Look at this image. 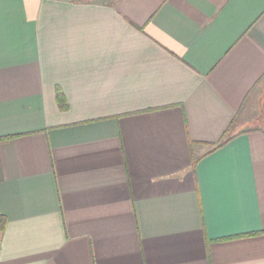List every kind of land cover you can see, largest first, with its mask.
<instances>
[{
  "label": "crops",
  "instance_id": "0c3cea01",
  "mask_svg": "<svg viewBox=\"0 0 264 264\" xmlns=\"http://www.w3.org/2000/svg\"><path fill=\"white\" fill-rule=\"evenodd\" d=\"M4 137L0 264H264V0H0Z\"/></svg>",
  "mask_w": 264,
  "mask_h": 264
},
{
  "label": "trees",
  "instance_id": "16d2710c",
  "mask_svg": "<svg viewBox=\"0 0 264 264\" xmlns=\"http://www.w3.org/2000/svg\"><path fill=\"white\" fill-rule=\"evenodd\" d=\"M55 96H56V104L57 107L60 111H66L68 109V105L66 102V99L62 93V91L58 88H56L55 91ZM233 137V135H229L228 131L224 134V136L222 137V139L220 140L219 144L215 147H220L222 145H224L226 142H228L231 138ZM13 137H4V138H0V142L2 141H6L9 140ZM196 160L191 156V170L194 171L195 166H196ZM5 225H6V219L5 217L0 213V234L4 231L5 229Z\"/></svg>",
  "mask_w": 264,
  "mask_h": 264
},
{
  "label": "rangeland",
  "instance_id": "374dc122",
  "mask_svg": "<svg viewBox=\"0 0 264 264\" xmlns=\"http://www.w3.org/2000/svg\"><path fill=\"white\" fill-rule=\"evenodd\" d=\"M263 105V104H262Z\"/></svg>",
  "mask_w": 264,
  "mask_h": 264
}]
</instances>
